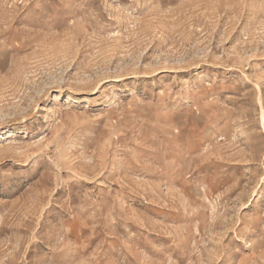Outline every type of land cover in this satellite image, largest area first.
Instances as JSON below:
<instances>
[{"label":"rangeland","instance_id":"374dc122","mask_svg":"<svg viewBox=\"0 0 264 264\" xmlns=\"http://www.w3.org/2000/svg\"><path fill=\"white\" fill-rule=\"evenodd\" d=\"M0 264H264V0H0Z\"/></svg>","mask_w":264,"mask_h":264}]
</instances>
